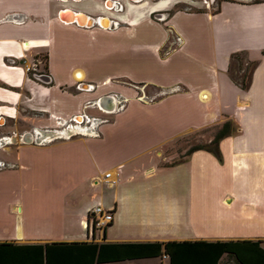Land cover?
<instances>
[{"label": "crops", "instance_id": "1", "mask_svg": "<svg viewBox=\"0 0 264 264\" xmlns=\"http://www.w3.org/2000/svg\"><path fill=\"white\" fill-rule=\"evenodd\" d=\"M110 1L121 9H106ZM191 3L0 0V118L8 120L0 126L8 141L0 140V244L11 245L7 264H46L44 245L49 264H84L75 243L248 241L264 248V0L175 9ZM64 10L108 24L63 22ZM237 56L253 64L245 89L230 71ZM32 64L44 68L48 84L28 76ZM78 82L92 89L78 90ZM34 96H45L63 117L15 125L14 116H44ZM85 104L93 110L88 118L106 120L93 122L98 127L87 135L35 143L7 138L55 128ZM226 120L237 131L217 143L219 158L196 150L162 164L164 147L188 134L212 137ZM156 171H187L194 180L186 211L171 197L170 183L149 180ZM99 178L112 187L111 199L98 196L80 207L64 200ZM94 207L109 210L112 220L103 238L91 240L83 228ZM228 260L222 255L218 264ZM107 264H168V258Z\"/></svg>", "mask_w": 264, "mask_h": 264}, {"label": "trees", "instance_id": "2", "mask_svg": "<svg viewBox=\"0 0 264 264\" xmlns=\"http://www.w3.org/2000/svg\"><path fill=\"white\" fill-rule=\"evenodd\" d=\"M264 54V51H263ZM234 59V56H232ZM250 65H253L252 63ZM248 85V75L243 74L239 80L241 89ZM237 131L231 121L226 120L215 132L210 141L203 145H195L188 149L183 157L196 150H205L219 158L217 143L224 137ZM165 165V164H164ZM105 230V229H104ZM102 231L101 238L104 236ZM264 243V242H263ZM70 246L76 247V253H81L85 259L84 264H107L110 261L131 259H145L160 256L168 258V264H218L222 255L232 259L234 264H264V248L259 247V242L248 241H216V242H166L145 244H97L75 243ZM10 244H0V264L11 262L12 254L5 248ZM47 245L44 249L46 264H49V250Z\"/></svg>", "mask_w": 264, "mask_h": 264}, {"label": "rangeland", "instance_id": "3", "mask_svg": "<svg viewBox=\"0 0 264 264\" xmlns=\"http://www.w3.org/2000/svg\"><path fill=\"white\" fill-rule=\"evenodd\" d=\"M204 1L207 0H191V2L194 4V8L191 7V4L188 5H177L175 6V9H179V8H184L181 6H187L190 7L191 10H199L200 8H204L205 4ZM220 0H213V2H211L209 4V7L212 8V10L215 9L216 7V2H218ZM236 1V0H233ZM110 6V4H108V7ZM198 6V7H197ZM208 6V4H207ZM245 69L243 74L248 75V72L251 69V65L245 63L244 61V57L243 56H237V58H235V60H233V63L231 65V75L233 78H235V80H240L241 77V72H239L240 70ZM243 71V70H242ZM36 99V104L39 105V109L40 111L44 114V116H37L38 112H36L37 114L31 113V115L29 114H21L20 116H14V119L17 120L15 125H17L20 122H23L25 124L31 125L34 123L37 124H46L47 121H49L50 116L51 118L54 120L60 116L63 117L64 115V111L62 109H58L55 108L54 106H50L49 104L47 105V102L45 99H47L45 96H34ZM71 106V101L68 102V107ZM51 109V112H48V110ZM57 109V110H56ZM56 115H53V114ZM79 114H93V110L85 104L84 107H82V109L80 110ZM79 114H74L72 115L68 120H70L71 118H75L78 117ZM48 117H45V116ZM100 118V116L98 117V119ZM60 119V118H59ZM26 120H30V121H26ZM43 121V122H41ZM77 122H79V119H76ZM55 125V124H54ZM98 125L96 124L95 129H92V131H96ZM220 128V127H219ZM218 128V129H219ZM217 129V130H218ZM216 130V131H217ZM20 131V128H17V132ZM85 132V131H84ZM85 134V133H84ZM87 135V134H85ZM17 134H15V139H16ZM77 136V135H75ZM211 139L212 137H210V131L209 132H201V133H197V134H188L187 136H185L184 138L180 139L179 141H176L175 143H173L170 146H166L164 147V149H162V155L164 156V161L162 162V164L164 165H172L175 164L177 162H180L184 159V154L188 151V149L192 146L195 145H203L207 143V139ZM127 176H121V174L119 175L118 179L120 180L121 178H123L124 180L126 179ZM103 180L104 177L102 178ZM102 179H98L97 182H93L91 181H86L84 183H82L79 187H77L76 189L72 190L69 194V197H66L64 200H66V202H74L75 207H80L83 206L84 204L90 203L93 200L97 199L98 196H103L106 198L111 199L110 193H111V188H109L108 184L103 182ZM149 180L151 182H164V183H170V187H169V192L171 194V197L174 198L176 200V203L178 204V206L184 211L187 210V205L189 202V199H194V196L192 195L193 192L195 191V184H194V180L192 179V181L189 180V175L187 173V171H185L183 174L180 175H174L173 173H162L160 171H156L155 174L151 175L149 177ZM16 181L18 182V179H16ZM167 187V186H166ZM165 187V188H166ZM108 226V225H107ZM106 226V227H107ZM105 227V228H106ZM104 228V229H105ZM85 226L83 228V236L85 238ZM103 229V230H104ZM88 238H90V234H88ZM224 264H234L233 261H227Z\"/></svg>", "mask_w": 264, "mask_h": 264}, {"label": "built area", "instance_id": "4", "mask_svg": "<svg viewBox=\"0 0 264 264\" xmlns=\"http://www.w3.org/2000/svg\"><path fill=\"white\" fill-rule=\"evenodd\" d=\"M98 107V106H97ZM76 118H79V122L76 121ZM72 124L67 126L66 128L56 132L60 135L61 139L70 138L72 136H84L85 134H89L92 131L91 125L93 122H104L105 119H97V118H88L86 114H79L78 117L71 118ZM64 124L62 122L59 125ZM68 128V129H67ZM85 131V132H84ZM85 133V134H84ZM59 138V137H58ZM49 139L45 140L48 141ZM44 142V141H43ZM109 177V173L104 174V179ZM112 214L109 210H103L99 207L90 208L86 211V225L85 227L89 231L91 240L94 239V236H97L98 239L101 238V233L103 229L111 222ZM96 238V240L98 241Z\"/></svg>", "mask_w": 264, "mask_h": 264}, {"label": "water", "instance_id": "5", "mask_svg": "<svg viewBox=\"0 0 264 264\" xmlns=\"http://www.w3.org/2000/svg\"><path fill=\"white\" fill-rule=\"evenodd\" d=\"M131 1H134V0H131ZM59 18L63 22H70L71 21V22H74L76 24L87 25V26H90L91 24H96V25L101 26V24L103 22H105V23L108 22L106 18H98V19L92 20L90 18L83 17L80 14L67 13V12H65V10L63 12H60ZM154 18H156L159 21L163 20V18L161 17L160 14H156ZM113 25H114L113 23H111V22L109 23V27L112 28ZM41 82L43 84H48L49 83V79L47 77L46 78H42ZM79 89L82 90V91H87L88 90L87 88H79ZM99 102H100V105L102 107H104L103 106V100H99L98 101V103H97L98 106H99ZM59 123L61 124L62 122H59ZM31 136L32 135H28V138H27V136H23V138L20 139V142L21 143H31V142L35 143L36 141H42L43 142V141H45L47 139L54 140V139H57L58 137L60 138L59 134H56V132H53V131H50V130H43V131L39 130V131H36V133L34 132V140L33 141L30 140V138H32Z\"/></svg>", "mask_w": 264, "mask_h": 264}, {"label": "flooded vegetation", "instance_id": "6", "mask_svg": "<svg viewBox=\"0 0 264 264\" xmlns=\"http://www.w3.org/2000/svg\"><path fill=\"white\" fill-rule=\"evenodd\" d=\"M211 2H213V0H207V1H204V4H205V7H208L209 6V4L211 3ZM109 4H110V6L109 7H107V5H106V3H105V8L106 9H110V10H113L114 8H116V11L119 9H121V6H120V4H118V2H116V1H110L109 2ZM207 4H208V6H207ZM164 19V18H163ZM27 70V72H28V76L30 77V78H32L34 81H36V82H40V83H42L41 82V79L42 78H48V75L46 74V71H44V68H39L36 64H32V66L29 68H27L26 69ZM46 76V77H45ZM49 79V78H48ZM43 84V83H42ZM76 88L78 89V90H80L79 88H87L88 90H91L92 88H91V86L89 85V84H84V83H82V82H78L77 84H76ZM0 121H1V124H0V126H3V125H5L6 124V122L8 121V120H5V122L4 121H2V119L0 118ZM58 121V120H57ZM10 123V122H9ZM72 124V121L71 120H68L67 122H64V124H62V125H59V122L58 123H56V125H55V128H51L50 129V131H53V132H58V131H60V130H62V129H64V128H66L67 126H69V125H71ZM68 129V128H67ZM34 132H35V130L34 129H31L29 132H23V133H20V134H18L17 136H16V141L15 142H13V143H17V141H18V143H21L20 142V139L21 138H23V136H27V138H28V135H31V134H34ZM10 137H12V139L13 138H15V135H8V137L7 138H10ZM25 138V137H24ZM1 139H3L4 140V142L5 141H7V139L5 138H3V137H1L0 138V140ZM10 141H11V138L9 139ZM7 143H8V141H7ZM13 143H10V144H13Z\"/></svg>", "mask_w": 264, "mask_h": 264}, {"label": "bare ground", "instance_id": "7", "mask_svg": "<svg viewBox=\"0 0 264 264\" xmlns=\"http://www.w3.org/2000/svg\"><path fill=\"white\" fill-rule=\"evenodd\" d=\"M107 5H108V4H107ZM103 24H104V25H103ZM102 25L105 26V25H107V23L103 22ZM204 99H206V96H205ZM76 119H79V118H76ZM93 124H94V123H93ZM35 133H36V132H35ZM56 134H57V133H56ZM33 135H34V134H33ZM49 141H51V140H49ZM11 142H13V140H11Z\"/></svg>", "mask_w": 264, "mask_h": 264}]
</instances>
